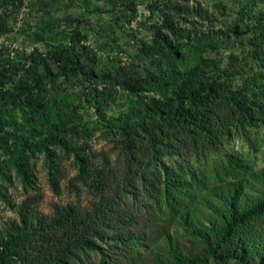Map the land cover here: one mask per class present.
Instances as JSON below:
<instances>
[{
	"label": "rangeland",
	"instance_id": "374dc122",
	"mask_svg": "<svg viewBox=\"0 0 264 264\" xmlns=\"http://www.w3.org/2000/svg\"><path fill=\"white\" fill-rule=\"evenodd\" d=\"M252 7L251 0H0V75L14 81L0 90V129L14 135L0 131V240L21 224L22 213L46 229L7 264H170L174 256L194 257L202 249L197 234L219 222V195L235 182L215 170L220 151L198 150L185 129L172 132L156 154L136 129L128 149L123 131L150 121L145 103L172 95L181 71L219 64L236 75L235 85L252 72L243 18ZM54 51L78 59V70L52 66L47 74L43 61L50 63ZM120 69L146 78L145 90L135 94L112 84ZM21 78L31 87L28 99L42 105L39 114L27 100L17 102L29 89ZM42 117L53 126H44ZM55 136L77 150L85 171L74 153L54 145L49 170L33 145ZM225 150L242 155V178L259 177L261 129L228 141ZM25 152L29 185L15 168ZM166 168L190 183L191 198L176 215L164 200ZM65 210L72 221L61 227L56 220ZM205 264H264V253L224 261L210 256Z\"/></svg>",
	"mask_w": 264,
	"mask_h": 264
},
{
	"label": "trees",
	"instance_id": "16d2710c",
	"mask_svg": "<svg viewBox=\"0 0 264 264\" xmlns=\"http://www.w3.org/2000/svg\"><path fill=\"white\" fill-rule=\"evenodd\" d=\"M251 2L253 7L243 18L248 22L250 32L247 58L255 64L254 70L245 75L243 73L237 85L234 84L236 75L222 69L219 64H206L205 67L197 66L193 70L181 71L178 73L181 83L172 95L145 103L150 121L137 123L129 131H123L125 147L134 148L130 135L137 129L148 138L156 154L164 140L173 135L172 132L178 129L188 130L195 136L194 144L198 150L215 147L220 151L214 161L215 170L235 179V182L229 183L219 195V207L215 211L219 222L216 224V221H211L213 228L210 231L207 229L197 234L202 249L194 257L174 256L169 259L170 264H205L210 256L224 261L228 257L238 258L242 253H264V168L260 170L259 177L252 174L244 179L242 176L246 170V162L242 155L225 150L228 141L247 138L253 128L261 129L264 138V0ZM161 40H164L162 36ZM167 49L171 52L173 50L171 46H167ZM50 57V63L43 61V69L47 74L52 73V66L74 70H78L80 66L78 59L65 56L59 51H54ZM237 64L238 62L235 63ZM145 79L132 70L120 69L111 77V82L127 92L137 94L145 90ZM150 79L152 83L156 82V78ZM11 81L14 82L11 77L1 74L0 90H4ZM19 83L25 84V81L21 78ZM25 85L29 88L26 97L17 99V102L25 103L27 100V108L34 114H39L43 107L28 99L32 90L29 84ZM34 86H37L34 89L37 91L39 84ZM42 119L45 120L44 126H53L44 117ZM38 122L35 120L32 123L33 128L39 126ZM0 131L7 136H14L3 129ZM247 142L250 143L248 139ZM51 145L74 153L81 165V171H85L84 160L77 150L70 148L66 140L59 136L33 145L37 152L45 155L50 171L54 165ZM26 159L25 152L16 160L15 168L23 183L29 185L32 174ZM163 186L164 200L171 214L176 215L184 210L191 198L190 183L166 168ZM72 214L71 210L60 212L57 224L62 227L71 223ZM45 231V226L39 222L29 224L27 216L22 213L21 224L12 227L5 241L0 240L1 264H7L14 257L20 258L26 247L33 242H39ZM121 239L122 237L118 240ZM76 242L97 249V246L82 237H78Z\"/></svg>",
	"mask_w": 264,
	"mask_h": 264
}]
</instances>
